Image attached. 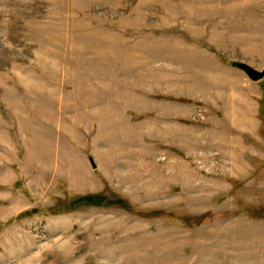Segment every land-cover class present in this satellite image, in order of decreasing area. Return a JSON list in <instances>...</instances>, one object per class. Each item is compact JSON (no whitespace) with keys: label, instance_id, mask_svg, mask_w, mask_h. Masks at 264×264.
Here are the masks:
<instances>
[{"label":"rangeland","instance_id":"1","mask_svg":"<svg viewBox=\"0 0 264 264\" xmlns=\"http://www.w3.org/2000/svg\"><path fill=\"white\" fill-rule=\"evenodd\" d=\"M233 62L264 69V0H0V264H264Z\"/></svg>","mask_w":264,"mask_h":264},{"label":"water","instance_id":"2","mask_svg":"<svg viewBox=\"0 0 264 264\" xmlns=\"http://www.w3.org/2000/svg\"><path fill=\"white\" fill-rule=\"evenodd\" d=\"M232 65L243 70L252 81H260L264 78V69L258 70L256 68H253L249 64L243 62H233ZM90 160L92 162L93 167L96 168V165L94 164L93 160Z\"/></svg>","mask_w":264,"mask_h":264},{"label":"trees","instance_id":"3","mask_svg":"<svg viewBox=\"0 0 264 264\" xmlns=\"http://www.w3.org/2000/svg\"><path fill=\"white\" fill-rule=\"evenodd\" d=\"M89 198H91V199H97V200H99V201H102L103 199H104V195L103 194H97V195H85V196H82V197H80V198H78L79 200H82V199H89ZM115 202H117V201H115Z\"/></svg>","mask_w":264,"mask_h":264}]
</instances>
